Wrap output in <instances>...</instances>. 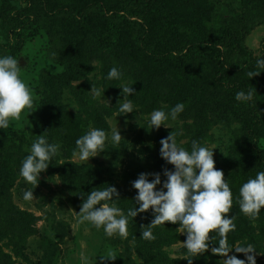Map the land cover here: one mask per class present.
<instances>
[{"label":"rangeland","instance_id":"1","mask_svg":"<svg viewBox=\"0 0 264 264\" xmlns=\"http://www.w3.org/2000/svg\"><path fill=\"white\" fill-rule=\"evenodd\" d=\"M109 24L116 29L113 42ZM242 30L246 58L255 66L264 56V0H0V55L17 57L35 98L32 113L26 109L12 128L0 129V264H83L82 253L90 264H189L179 222L154 228L155 240L141 237L142 226L154 219L151 210L130 220L127 239L78 223L83 199L108 185L120 192L115 203L125 213L139 207L131 182L142 172L166 179L163 170L174 165L161 157L160 141L171 132H182L177 141L189 150L194 139L217 147L215 167L234 198L228 215L235 216L236 230L228 242L254 245L257 264H264V209L252 220L237 201L240 186L264 171V71L252 78L248 71L223 73L207 58L221 50L227 34ZM113 66L126 82L136 81L137 93L128 99L139 110L117 115L124 100L121 81L107 79ZM92 85L104 94L94 99ZM249 88L257 90L254 100L238 102L236 92ZM179 102L186 107L177 121L146 127L154 109ZM90 126L109 135L117 127L122 140H109L105 151L81 161L73 155L75 142ZM40 135L61 142V155L25 201L23 192L32 185L19 169ZM21 212L30 231L14 222ZM215 239L192 264H222L227 257L211 251ZM109 250L116 259L101 260ZM233 254L246 260L235 248Z\"/></svg>","mask_w":264,"mask_h":264},{"label":"clouds","instance_id":"2","mask_svg":"<svg viewBox=\"0 0 264 264\" xmlns=\"http://www.w3.org/2000/svg\"><path fill=\"white\" fill-rule=\"evenodd\" d=\"M93 65L95 69L96 65ZM21 68L16 56L0 55V129L12 128L14 121H18L26 109L29 113L33 112L35 98L29 85L21 77ZM261 71H264V56L257 57L255 69L248 71L247 76L255 77ZM107 79L121 81L118 87L122 89L124 102H118L117 115L139 110L137 105L128 99L137 93L133 87L136 81L126 82L124 72L116 66L108 71ZM90 92L95 99L101 97L105 89L92 85ZM256 92V88L241 89L236 92L235 99L241 103L252 102ZM70 107L76 108L74 104ZM185 107V103L179 102L171 108L154 109L146 127L157 130L162 125L169 127L170 122L178 120ZM216 134L221 135L218 130ZM178 135H182V132H171L160 141L161 157L168 164L174 165L173 169L163 170L166 179L162 181L160 172H142L131 182L133 188L138 190L134 202L139 207L129 208L125 213L115 203L120 199V192L114 185H108L103 189L92 190L83 199L78 212V223H88L97 230L103 229L109 238L127 239L130 220L138 213L151 210L154 219L150 224L142 226L141 237L145 240H155L154 228L164 225L165 222H179L181 232H185L187 236L183 247L189 254L185 256L189 264H192V258L208 251L210 240L217 242L216 236H219L218 246L211 247V251L227 257L222 264H257V249L254 245H234L228 242V234L236 230L235 216L228 215L234 198L223 170L215 167L213 150L217 147H209L194 139L189 150L178 143ZM109 140L113 144L121 143L122 135L117 127L113 128L109 135L103 128L90 126L85 134L76 139L73 155L88 162L91 157L106 150ZM61 148V142H49L43 135L32 142L29 154L24 157L19 169L24 181L32 185L31 189L23 192V200L31 201L34 198V189L40 182L41 173L48 169L54 157L61 155ZM158 185L161 187L158 188ZM237 201L244 215L252 220L259 217L264 209V171L257 172L254 178L248 179L240 186ZM210 233H213L211 237ZM233 248L236 253H244L246 260L237 258L235 254L228 255ZM100 254L101 260H115L118 256L111 250ZM96 257L97 255L95 262ZM80 259L83 264H90L92 258L82 253Z\"/></svg>","mask_w":264,"mask_h":264},{"label":"trees","instance_id":"3","mask_svg":"<svg viewBox=\"0 0 264 264\" xmlns=\"http://www.w3.org/2000/svg\"><path fill=\"white\" fill-rule=\"evenodd\" d=\"M243 31L244 30H242L241 35L235 34L234 32L227 34L226 40L219 46L221 50L216 51L215 53H211L207 56L208 59L214 62V65H220L218 68L220 72L230 73L236 71L238 73L242 71L244 73L246 71L255 69V66L248 61L249 56L248 58H246L247 30L246 32ZM115 33L116 29L113 27V25L109 24V29L107 30V38L110 40V42H113L112 37ZM178 45L179 46L177 47H180L182 49L183 42ZM248 55H250V53H248ZM178 59L182 61V59ZM16 221L19 222V231L23 229L27 231L31 230L29 219L28 217H26V215H24V212H21V214L18 215V218H16L14 222Z\"/></svg>","mask_w":264,"mask_h":264}]
</instances>
